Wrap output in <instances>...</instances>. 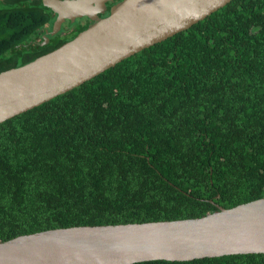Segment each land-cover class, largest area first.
<instances>
[{
    "label": "trees",
    "instance_id": "16d2710c",
    "mask_svg": "<svg viewBox=\"0 0 264 264\" xmlns=\"http://www.w3.org/2000/svg\"><path fill=\"white\" fill-rule=\"evenodd\" d=\"M107 1L108 15L112 5ZM42 0H0V71L56 48ZM44 37L48 40L43 42ZM264 197V0H231L0 123V241L197 217ZM132 264H264V253Z\"/></svg>",
    "mask_w": 264,
    "mask_h": 264
},
{
    "label": "water",
    "instance_id": "95a60500",
    "mask_svg": "<svg viewBox=\"0 0 264 264\" xmlns=\"http://www.w3.org/2000/svg\"><path fill=\"white\" fill-rule=\"evenodd\" d=\"M42 0L75 37L0 71V123L62 94L122 59L187 29L231 0ZM48 40L44 37L43 42ZM264 253V197L197 217L49 228L0 241V264H132Z\"/></svg>",
    "mask_w": 264,
    "mask_h": 264
}]
</instances>
